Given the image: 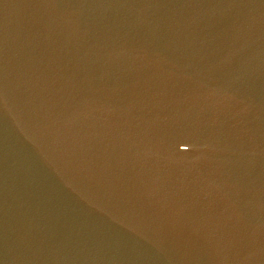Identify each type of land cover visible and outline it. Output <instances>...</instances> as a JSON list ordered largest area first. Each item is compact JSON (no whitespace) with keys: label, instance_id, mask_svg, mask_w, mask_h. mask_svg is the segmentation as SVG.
<instances>
[{"label":"water","instance_id":"water-1","mask_svg":"<svg viewBox=\"0 0 264 264\" xmlns=\"http://www.w3.org/2000/svg\"><path fill=\"white\" fill-rule=\"evenodd\" d=\"M0 264H264V0H0Z\"/></svg>","mask_w":264,"mask_h":264}]
</instances>
